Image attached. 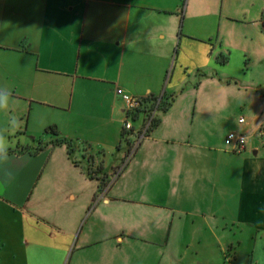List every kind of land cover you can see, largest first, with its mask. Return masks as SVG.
Instances as JSON below:
<instances>
[{
	"label": "crops",
	"instance_id": "crops-1",
	"mask_svg": "<svg viewBox=\"0 0 264 264\" xmlns=\"http://www.w3.org/2000/svg\"><path fill=\"white\" fill-rule=\"evenodd\" d=\"M0 88V264H264V0H0Z\"/></svg>",
	"mask_w": 264,
	"mask_h": 264
},
{
	"label": "built area",
	"instance_id": "built-area-1",
	"mask_svg": "<svg viewBox=\"0 0 264 264\" xmlns=\"http://www.w3.org/2000/svg\"><path fill=\"white\" fill-rule=\"evenodd\" d=\"M117 94L122 97L125 103V112H126V119L124 121V132L125 134H133L135 136L134 140H131L125 154V162L123 167L118 171V174L124 169L127 163L130 161L131 157L137 150L140 143L147 138L151 131L153 130V121L156 114V111L151 113V115L147 116L137 127L135 122L132 119L133 112L140 108L141 101L143 99L133 97L132 95L124 92L122 89L117 90ZM246 119L244 117L239 119V123L245 124ZM259 137L264 141V122L259 128ZM229 142L233 145V151L235 153H243L247 149V145L249 142V137L243 132H231L228 135Z\"/></svg>",
	"mask_w": 264,
	"mask_h": 264
},
{
	"label": "trees",
	"instance_id": "trees-1",
	"mask_svg": "<svg viewBox=\"0 0 264 264\" xmlns=\"http://www.w3.org/2000/svg\"><path fill=\"white\" fill-rule=\"evenodd\" d=\"M175 98L174 96H171L170 98L162 97V98H151V99H143L141 101L140 108L136 109L132 114V119L136 123L140 120H144L147 116L153 114V112L156 111L154 121H153V129L157 127L161 121L160 115L162 113H165L169 110V108L174 104ZM49 134L53 136H57V132L54 129H49ZM50 143H41L40 147L37 149L41 150L43 147H47ZM52 145H66L69 151V156L72 158V153L74 151V143L72 141L56 138L53 142H51ZM76 162V161H75ZM89 162H93V157H89ZM78 164V162H76ZM100 172L99 170H94L92 166H89L87 169V173L89 176L95 178L97 174ZM110 183V180L108 178H102V189H105L108 187Z\"/></svg>",
	"mask_w": 264,
	"mask_h": 264
},
{
	"label": "clouds",
	"instance_id": "clouds-1",
	"mask_svg": "<svg viewBox=\"0 0 264 264\" xmlns=\"http://www.w3.org/2000/svg\"><path fill=\"white\" fill-rule=\"evenodd\" d=\"M9 98L10 92L7 88H0V110H7L9 107ZM14 127H19V122L16 118H13L11 121ZM7 154V146L5 142L4 135L0 133V158L6 157Z\"/></svg>",
	"mask_w": 264,
	"mask_h": 264
},
{
	"label": "rangeland",
	"instance_id": "rangeland-1",
	"mask_svg": "<svg viewBox=\"0 0 264 264\" xmlns=\"http://www.w3.org/2000/svg\"><path fill=\"white\" fill-rule=\"evenodd\" d=\"M215 40H216V38H215ZM220 58H222V56H220ZM221 65V64H220ZM253 72H254V74L256 75L257 74V70H253ZM250 232L251 231H249V230H245V231H241V230H239V229H236V230H228V234L227 235H225L226 236V238H227V241H230V240H232V238H235L236 236L238 237V238H241V239H245V240H247V238L248 237H251V235H250ZM227 243V242H226ZM246 247H247V245H245L243 248H242V250L240 251V253L241 252H243L244 253V250L246 249ZM238 248V245H236V249ZM235 250V248H233V251ZM231 253H232V251H229V250H227L226 251V255H225V257L228 255V257L229 256H231Z\"/></svg>",
	"mask_w": 264,
	"mask_h": 264
}]
</instances>
